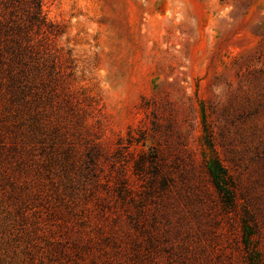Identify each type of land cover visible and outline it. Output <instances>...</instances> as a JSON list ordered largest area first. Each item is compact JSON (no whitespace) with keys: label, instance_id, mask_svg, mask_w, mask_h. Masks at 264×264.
I'll use <instances>...</instances> for the list:
<instances>
[{"label":"rangeland","instance_id":"374dc122","mask_svg":"<svg viewBox=\"0 0 264 264\" xmlns=\"http://www.w3.org/2000/svg\"><path fill=\"white\" fill-rule=\"evenodd\" d=\"M43 9L104 117L60 120L61 163L5 156L0 264H264V0Z\"/></svg>","mask_w":264,"mask_h":264},{"label":"trees","instance_id":"16d2710c","mask_svg":"<svg viewBox=\"0 0 264 264\" xmlns=\"http://www.w3.org/2000/svg\"><path fill=\"white\" fill-rule=\"evenodd\" d=\"M44 1L0 0V184L6 186L11 181L2 172L5 156L21 168L38 152L50 163H61L56 150L60 120L81 123L91 117L100 125L104 117L93 96L73 88L76 59L58 44L64 31L47 18ZM149 164L151 171L145 172L157 180L161 167L154 159ZM136 167L144 171L139 161ZM209 173L223 204L233 206L223 169L209 166Z\"/></svg>","mask_w":264,"mask_h":264}]
</instances>
